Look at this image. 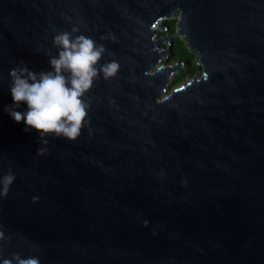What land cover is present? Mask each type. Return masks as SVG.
Listing matches in <instances>:
<instances>
[{
    "label": "water",
    "instance_id": "obj_1",
    "mask_svg": "<svg viewBox=\"0 0 264 264\" xmlns=\"http://www.w3.org/2000/svg\"><path fill=\"white\" fill-rule=\"evenodd\" d=\"M170 17L202 73L168 90L181 65L161 62L173 35L155 38ZM73 27L120 68L86 93L81 135L44 145L4 110L9 71H51ZM9 170L0 264H264V0H0Z\"/></svg>",
    "mask_w": 264,
    "mask_h": 264
},
{
    "label": "clouds",
    "instance_id": "obj_2",
    "mask_svg": "<svg viewBox=\"0 0 264 264\" xmlns=\"http://www.w3.org/2000/svg\"><path fill=\"white\" fill-rule=\"evenodd\" d=\"M78 32L73 27L71 32L60 31L54 35L53 45L58 55L50 56L51 71L35 73L23 62L9 71L14 106H6L4 110L15 122L25 124L24 131L36 130L44 145L48 143L45 139L48 136L75 141L81 135L89 108L84 100L86 93L100 74L107 80L115 77L120 68L116 60L100 65L106 52L104 45L86 35H74ZM22 103L27 104V111L16 110ZM46 151L40 147L37 155H44ZM14 180L11 170L0 177V196H7ZM3 264H40V260L15 254Z\"/></svg>",
    "mask_w": 264,
    "mask_h": 264
},
{
    "label": "rangeland",
    "instance_id": "obj_3",
    "mask_svg": "<svg viewBox=\"0 0 264 264\" xmlns=\"http://www.w3.org/2000/svg\"><path fill=\"white\" fill-rule=\"evenodd\" d=\"M178 21L177 17H170L163 19L159 24L158 28H164L163 31L159 30L155 39L165 38L166 35H173L176 33L177 29L174 27ZM185 42L180 39V36L173 35L171 42H163L158 45L159 49L166 50L165 57L161 59V62L167 65L180 64L181 67L176 73H172L168 82V90L176 88L180 85L185 84L190 81L193 77H198L202 73V66L195 63V55L188 51Z\"/></svg>",
    "mask_w": 264,
    "mask_h": 264
}]
</instances>
